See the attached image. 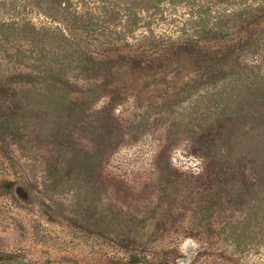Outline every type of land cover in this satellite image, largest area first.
<instances>
[{
	"label": "rangeland",
	"instance_id": "1",
	"mask_svg": "<svg viewBox=\"0 0 264 264\" xmlns=\"http://www.w3.org/2000/svg\"><path fill=\"white\" fill-rule=\"evenodd\" d=\"M197 8L238 45L99 56L66 25L184 41ZM0 180L10 264H264V0H0Z\"/></svg>",
	"mask_w": 264,
	"mask_h": 264
},
{
	"label": "trees",
	"instance_id": "2",
	"mask_svg": "<svg viewBox=\"0 0 264 264\" xmlns=\"http://www.w3.org/2000/svg\"><path fill=\"white\" fill-rule=\"evenodd\" d=\"M150 9H154L151 7ZM202 9H192L190 16L192 17V23L194 27L191 30L196 33L194 36H188L190 39L184 41H174L169 38H157L149 37L143 40H138L135 44H130L124 39L115 38L110 30L106 27L100 25H92L87 21L83 20H71L65 18L61 14L54 13L57 17L61 19H67L66 25L72 23L74 31L80 33V38L78 39V44L82 47L89 49L91 53L99 56H122L132 59H144L150 56L160 55V54H171L183 48L190 49H203L214 51H228L232 50L238 45V38L236 33L230 34L229 36H221L213 30H205L203 25L204 19L201 17L200 12ZM65 20H62L64 24ZM202 27V28H201ZM202 32V33H201ZM98 34L100 36H98ZM201 34V35H200ZM94 35V36H93ZM197 38V39H196ZM76 47H78L75 44ZM71 48V45L69 49ZM77 49V48H76ZM29 57L16 54L14 59L11 60L12 70L15 72H21V70L28 69L26 73L28 77L34 78V80L39 81L40 77L38 74L41 72L42 64L37 61L30 62ZM28 60V61H27ZM30 64V65H29ZM25 85V84H24ZM23 97V96H22ZM4 185L6 191L10 190L13 183L9 181L0 180ZM14 257L9 254H4L0 252V264H10L13 262ZM99 260V259H98ZM93 264H150L148 262L142 261L138 256L129 253L128 255L115 253L113 256L101 259ZM195 264H227L220 262L212 257H204L198 260Z\"/></svg>",
	"mask_w": 264,
	"mask_h": 264
}]
</instances>
